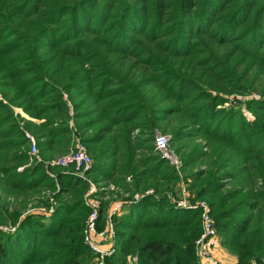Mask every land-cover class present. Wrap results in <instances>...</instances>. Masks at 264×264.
I'll return each instance as SVG.
<instances>
[{
  "label": "trees",
  "instance_id": "16d2710c",
  "mask_svg": "<svg viewBox=\"0 0 264 264\" xmlns=\"http://www.w3.org/2000/svg\"><path fill=\"white\" fill-rule=\"evenodd\" d=\"M258 71L264 0H0V223L19 221L14 232L0 231V264H96L82 237L88 181L73 164H45L74 136L92 159L88 178L131 195L154 193L113 216L116 249L104 264H128V256L135 264H198L200 212L168 198L179 177L165 158L139 154L175 117L176 137L213 148L210 170L192 176L222 246L238 264H264V203H257L264 200V163L257 164L264 158V98L242 103L253 121L237 109L239 99H228L259 90L249 79ZM136 130L149 137L134 136ZM28 135L42 161L31 160ZM230 146L239 165L219 175ZM253 176L262 182L257 193L223 191L218 182ZM46 189L57 200L48 221L19 220Z\"/></svg>",
  "mask_w": 264,
  "mask_h": 264
},
{
  "label": "built area",
  "instance_id": "2783aa9c",
  "mask_svg": "<svg viewBox=\"0 0 264 264\" xmlns=\"http://www.w3.org/2000/svg\"><path fill=\"white\" fill-rule=\"evenodd\" d=\"M29 136V135H28ZM30 137V136H29ZM30 154L36 160V162L42 161L41 156L39 155V150L36 146L35 140L33 137H30ZM155 150L159 154L168 159L171 163L179 166L178 161L174 153L170 149V137L166 134H158L155 137L154 142ZM58 165L68 166L73 164L74 172L82 177L86 178L85 173L90 169L92 164V159L90 158L86 146L81 142L77 141L74 145L73 150L61 157L56 162H52ZM50 176H54L51 173H48ZM130 180V177H127ZM119 192L121 195L113 194L109 196L107 194L108 190H114ZM113 184L103 185L100 188L97 187L94 183L90 182L89 190L86 194L85 203L90 208L89 216L86 220V224L83 229V242L84 244L96 254L97 264H104L106 258L110 257L115 253V229L114 223L112 221L113 216H119L122 212V207L124 205H129L130 203L136 202L145 194L153 193L150 190H147L144 194L134 193L130 194L128 191L123 190L122 188L116 190ZM98 192L103 193L102 196H98ZM43 198L48 199L49 206H44L42 203L39 206L31 207L27 206L24 211V215H30L37 213H42L43 215L49 216L53 212V194L50 193L49 189L43 191ZM106 194V195H105ZM105 195V196H104ZM41 196V195H40ZM100 200L108 202L106 217L107 222L103 229H98V221L100 218ZM111 200V201H110ZM183 200V199H182ZM188 201H179L177 203L178 207L190 208L193 210H198L200 212L201 219V232L196 238L195 246V255L198 264H230L219 261L217 258V248L219 247V235L215 227V221L213 216L210 213L208 204L199 200L195 203H192L189 199ZM175 202V201H174ZM176 203V202H175ZM17 225L10 224H0L1 231L13 232L16 230ZM236 264V263H231ZM249 264H257L256 261H251Z\"/></svg>",
  "mask_w": 264,
  "mask_h": 264
},
{
  "label": "rangeland",
  "instance_id": "374dc122",
  "mask_svg": "<svg viewBox=\"0 0 264 264\" xmlns=\"http://www.w3.org/2000/svg\"><path fill=\"white\" fill-rule=\"evenodd\" d=\"M249 79L252 80V81L256 80V86L258 87L259 90L253 91V92L248 93V94H239V93L238 94H231L230 96H228V99H230V100H232L233 98L239 99V101H241V103L240 104H236L237 109H241L243 115L246 117V119L248 121H253L254 120V115L249 110H247L245 108V105L242 104V103L246 99H251V98L259 99L260 97L264 98V71H258V73H256L255 76L253 74L249 75ZM6 91H11V90L6 89ZM220 106L221 105H219L218 107H220ZM223 106L228 107L229 103L226 102V103H224ZM16 110L19 111L22 115L26 116L22 112L21 109H16ZM70 112L72 113V111H70ZM178 121H179L178 117L171 118L167 122L168 125H165V126H167L165 129L164 128H162V129L160 128V130H156L155 131V137L158 134L169 135V137H170V149L174 153V155H175V157H176V159H177V161L179 163L178 164L179 166H176V164L171 163L168 159L165 158L168 161V165H170V166H172L174 168L175 172L177 173V175L179 177V179L176 180V182H173L174 184L171 183L173 185V190L168 194V198L172 202L175 201L176 203L175 202L174 203H175L176 206H177V203L180 200L181 201H183V200L188 201L187 199H189L192 203H195V202H197L199 200H203V201H205L207 203L206 199H204V198H200L199 199V198L195 197V188L196 187L193 186L194 183H195V180H193V176L192 175L195 174L196 172H202V171H206V173H207L210 170L211 161L213 160V155H212V149L213 148L212 147H206V148L202 147V149H199V147L196 145V141L195 140H193V139H191V138H189V137H187L185 135H181V136L176 137L174 135V131L177 128L176 124H177ZM173 129H174V131H173ZM136 134L141 139H146V138L149 137L148 133H146V130H144L142 133L139 132V130H136L135 133H134V136ZM77 141H81V140L79 139V137L74 136L70 144H64L61 147L57 148V150H55L51 154L50 160L45 161L46 168L48 167V165H50V166L58 165V164H55V163H52V162H56L61 157L69 154L73 150L74 145H75V143ZM198 141H200V143H202V146H203V143H205L204 139L203 140L202 139H198ZM154 142H155V140H154ZM217 142L218 141L213 140V141H211V145H215L213 147H217V145H216ZM201 151H205L206 152V154L203 156V158H199V156H197V154H199ZM236 151H237L236 147L230 146V148L228 149V152H227V155L230 156V160L228 162L229 164L224 169L219 171V175L223 174L225 171H232V169H231L232 165H239L240 154H239V152H236ZM140 153H145V154H148V155H151V156H159V152L155 150L154 146L152 147V149H150V150H142L141 152H139V154ZM162 158H164V157H162ZM32 159H34V158L31 155V160ZM41 159H42V157H41ZM35 161H33V162H35ZM249 163H251V161H248L247 165ZM263 163H264V158H260L259 162H257L258 166L260 164H263ZM183 164H184V167H183ZM22 168L23 167H19V171ZM46 172L47 173H51V172L48 171V169L46 170ZM85 176H86V173H85ZM127 177H130V176H127ZM127 177H126L125 180L127 182H130L131 179L128 180ZM83 179H86L88 181V189H87V191L85 192V194L83 196L84 203H85V199H86V194H87V192L89 190L90 182L94 183L99 188L101 186H103V185H109V183H111V184H113V186L115 188L118 189V186L115 183L111 182V181L94 182L93 180H91L87 176H86V178H83ZM258 180H259L258 177L253 176V178L249 177V178L246 179V181L244 180L243 182L238 183L236 181V179L234 177H232V178H226V179H218V182L224 184L223 191L229 190L232 187H235V188L241 187L244 192L252 189L254 193H257V191L262 189V182L258 181ZM119 189H120V187H119ZM55 190L57 192L59 190L58 187ZM49 191H50V193L51 192L54 193L51 189H49ZM115 193L117 194V196L121 195L119 192L115 191V189L114 190H108V192H107V194L109 196H111V195H113ZM43 195L44 194L42 192L40 197H33L30 200V202L27 204V206L28 207L29 206H31V207L39 206L40 203H42V202H40V200L44 199L42 197ZM102 195H103V193L98 192V196L99 197L102 196ZM63 196L69 198L70 193L66 192ZM52 199H53V205H52L53 206V212H51L49 214V216L43 215L42 213H37L36 215H34V214H30V215H33V216H35L38 219H42L43 222L46 223V221H48V219L50 218L52 213H54L55 206L57 205L56 198H52ZM262 201H264V200L258 201L257 203L258 204L264 203ZM103 202L106 203V201H101L100 200V209H101V205H102ZM85 205L87 206L86 203H85ZM107 207L109 208L108 202H107V206L105 208V211H107ZM126 209H127V206L124 205L122 207V212L119 214V216L121 214H123V213H126ZM209 209H210V207H209ZM262 211L264 212V209H262ZM89 213H90V208L88 207V214L86 216L84 226L86 224V220H87V218L89 216ZM24 216H25L24 214L21 215L19 220L21 218H23ZM103 220H104V223H103V225L99 226L100 229H103V227H105L106 222L108 221L105 214L103 216ZM0 224H2V223H0ZM17 224H19V221L16 222V224H14V226L17 225ZM2 232L12 233V232H7V231H2ZM83 236H84V233L82 231V237ZM194 249H195V246H194ZM216 253H217V258H219V261L224 262V263H230V264L231 263L238 264L236 257L222 246V244L220 242V239H219V247L217 248ZM195 257H196V255H195ZM135 261H136L135 257L128 256V258H127V263L128 264H135ZM252 261H256V260H252ZM94 263L97 264V259L96 258H94Z\"/></svg>",
  "mask_w": 264,
  "mask_h": 264
}]
</instances>
